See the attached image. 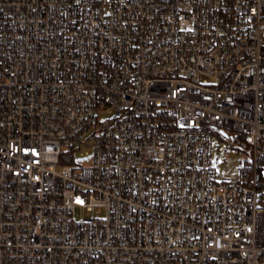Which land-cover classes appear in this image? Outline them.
Masks as SVG:
<instances>
[{
    "label": "built area",
    "instance_id": "built-area-1",
    "mask_svg": "<svg viewBox=\"0 0 264 264\" xmlns=\"http://www.w3.org/2000/svg\"><path fill=\"white\" fill-rule=\"evenodd\" d=\"M263 59L264 0H0V264H264Z\"/></svg>",
    "mask_w": 264,
    "mask_h": 264
},
{
    "label": "rangeland",
    "instance_id": "rangeland-1",
    "mask_svg": "<svg viewBox=\"0 0 264 264\" xmlns=\"http://www.w3.org/2000/svg\"><path fill=\"white\" fill-rule=\"evenodd\" d=\"M240 135L224 137L218 132L214 134L212 145V161L221 171L239 173L244 160L248 157L250 147L245 141L238 138ZM90 147L85 146L83 150ZM81 157V156H80ZM85 159H82L84 163ZM264 198V193H262ZM79 215V214H78Z\"/></svg>",
    "mask_w": 264,
    "mask_h": 264
},
{
    "label": "trees",
    "instance_id": "trees-1",
    "mask_svg": "<svg viewBox=\"0 0 264 264\" xmlns=\"http://www.w3.org/2000/svg\"><path fill=\"white\" fill-rule=\"evenodd\" d=\"M263 62H264V59H263ZM238 138L244 141V137L242 135H240Z\"/></svg>",
    "mask_w": 264,
    "mask_h": 264
},
{
    "label": "water",
    "instance_id": "water-1",
    "mask_svg": "<svg viewBox=\"0 0 264 264\" xmlns=\"http://www.w3.org/2000/svg\"><path fill=\"white\" fill-rule=\"evenodd\" d=\"M221 133L225 136H227V133L224 130H221Z\"/></svg>",
    "mask_w": 264,
    "mask_h": 264
}]
</instances>
